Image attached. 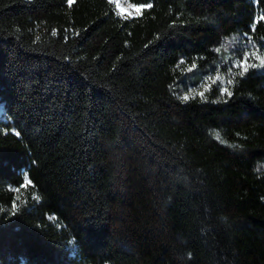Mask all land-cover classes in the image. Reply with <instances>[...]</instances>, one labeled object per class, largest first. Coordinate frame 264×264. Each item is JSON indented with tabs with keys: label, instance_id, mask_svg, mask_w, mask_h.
Wrapping results in <instances>:
<instances>
[{
	"label": "trees",
	"instance_id": "1",
	"mask_svg": "<svg viewBox=\"0 0 264 264\" xmlns=\"http://www.w3.org/2000/svg\"><path fill=\"white\" fill-rule=\"evenodd\" d=\"M132 1L0 0V264H264V0Z\"/></svg>",
	"mask_w": 264,
	"mask_h": 264
},
{
	"label": "rangeland",
	"instance_id": "2",
	"mask_svg": "<svg viewBox=\"0 0 264 264\" xmlns=\"http://www.w3.org/2000/svg\"><path fill=\"white\" fill-rule=\"evenodd\" d=\"M112 1L114 2L115 6L117 3H119L124 8H128L129 5L143 8L148 5L147 2H134L132 0H112ZM131 14H136V13L132 12ZM239 39L240 40L238 47L234 48L233 52L229 53V55L224 56V58L227 56H231L233 57V59L228 64H226V62L225 63L222 62L217 66H215V68L211 70L209 74H206L202 83L203 85H209L214 83L219 87V83L223 80V78H226V74L229 72L231 73L239 70L241 68L240 65L245 61H246V66L256 64L257 67H264V65H261L260 61L255 58L256 56H260L264 58V44L263 45L258 44L256 40L253 39L248 33H242V36H240ZM217 76H220L221 79H216ZM195 91L196 89L190 90L191 93H194ZM23 187L27 188L25 184L23 185ZM19 195L24 196V191L19 190Z\"/></svg>",
	"mask_w": 264,
	"mask_h": 264
},
{
	"label": "snow or ice",
	"instance_id": "3",
	"mask_svg": "<svg viewBox=\"0 0 264 264\" xmlns=\"http://www.w3.org/2000/svg\"><path fill=\"white\" fill-rule=\"evenodd\" d=\"M69 4L72 3V0H68ZM146 7H151V5H147ZM116 8L118 10V14L121 15V17L123 18L125 16V14L127 13L129 16L131 15L132 12H135L137 14H140L141 11H142V8L140 7H135V6H132V5H129L128 8H124L122 7L119 3L116 4ZM56 33L53 32V35H55ZM257 60L260 61V64L261 65H264V58L260 57V56H256L255 57ZM257 65L256 64H252L250 65V67H256ZM241 71H240V75L243 76L247 70H248V66H246V61L243 62L241 65ZM216 79H221L220 76H217ZM229 84L232 83V80H229L228 81ZM207 86L205 87V91H207ZM205 91H200V92H196L194 94L190 93V94H187V95H184L182 97H179L183 102H187L189 99L191 98H194L195 96H200L201 99H206L205 97ZM223 93H227L228 95H231V92L227 89V88H223L221 90ZM216 138L217 139H220V136H219V133H216ZM25 180L27 181V177H25ZM13 211L15 212L16 211V206L14 205L13 206Z\"/></svg>",
	"mask_w": 264,
	"mask_h": 264
}]
</instances>
